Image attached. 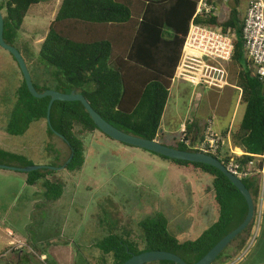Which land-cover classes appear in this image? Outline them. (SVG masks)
Instances as JSON below:
<instances>
[{
  "label": "trees",
  "instance_id": "trees-1",
  "mask_svg": "<svg viewBox=\"0 0 264 264\" xmlns=\"http://www.w3.org/2000/svg\"><path fill=\"white\" fill-rule=\"evenodd\" d=\"M46 1L49 0H0L7 43L15 46L30 7ZM142 1L140 17L135 18L137 11L133 7L134 0H62L40 43L38 54L23 56L35 88L39 92L49 88L65 93L75 90L83 94L92 107L117 128L136 136L156 139L163 135L160 132L161 120L191 22L219 25L225 32L228 29L233 31L231 62L240 67L237 86L245 103L239 128L232 134L233 145L245 152L236 160L246 164L253 158L251 154H262L264 80L256 75L252 62L246 57L242 39L243 21L238 8L241 0H232L230 13L223 21L213 14L195 16L199 0ZM12 58L17 64L20 78L11 93L14 99L6 131L13 136L22 135L33 122L43 120L49 134L58 136L66 144V149L60 146V158L55 163L44 164L65 168L68 172L81 170L85 163L81 136L99 130L90 114L80 101L56 100L51 105L49 123L47 110L50 97L37 98L31 94L13 55ZM2 88L0 92L3 93ZM188 121L187 137L196 142L199 125L193 118ZM228 132L225 129L222 134ZM170 146L199 151L180 141ZM71 155V160L63 167ZM168 159L173 165L198 171L210 180L212 197L218 207L217 219L197 238L183 240L170 230L169 219L164 213L144 218L139 221L143 249L122 235L110 232L97 243V247L102 253L111 255V264H122L133 254L148 250L173 252L187 263H194L245 219L248 210L246 200L222 171L206 163ZM0 164L20 167L35 165L25 155L2 147ZM224 164L228 165V159L224 160ZM59 169L41 168L23 172L26 174V184L41 185L45 202L55 201L63 195L64 184L48 176ZM242 180L253 197L255 214L251 223L212 264H223L235 258L252 234L258 217L260 182L255 176ZM147 264L178 263L160 260Z\"/></svg>",
  "mask_w": 264,
  "mask_h": 264
},
{
  "label": "rangeland",
  "instance_id": "rangeland-1",
  "mask_svg": "<svg viewBox=\"0 0 264 264\" xmlns=\"http://www.w3.org/2000/svg\"><path fill=\"white\" fill-rule=\"evenodd\" d=\"M61 1L49 0L30 7L15 42L23 56L38 54ZM231 1L219 2L220 21L228 17ZM142 2L134 0L135 18L140 17ZM240 4L242 16L245 0ZM227 68L230 86L223 90L192 86L183 77L173 81L178 86L170 90L160 130L172 128L178 132H164L162 143L177 144L181 125L190 123L186 118L202 126L208 116H213L214 129L222 133L228 128L233 144L232 134L239 128L245 103L237 86L240 67L230 60ZM30 69L34 74L31 63ZM19 76L12 55L0 46V86L4 87L0 92V147L25 155L35 165L55 163L60 158V148L66 149V144L49 134L43 120L33 122L18 136L5 129L14 99L11 93ZM164 116L168 117L166 122ZM81 137L85 149L83 168L73 172L63 168L48 176L64 184L63 195L55 201L45 202L41 185H25V173L0 168V264H24L29 258L32 264H44L39 257L45 249L49 264H68V256L73 260L71 264H111V255L97 247L110 232L143 249L139 221L144 218L164 213L170 230L183 240L197 238L217 219L210 180L198 171L179 168L168 158L119 143L99 130ZM258 179V217L252 234L245 248L223 264H264V178ZM28 232L30 235L23 239L31 247L19 235Z\"/></svg>",
  "mask_w": 264,
  "mask_h": 264
},
{
  "label": "built area",
  "instance_id": "built-area-1",
  "mask_svg": "<svg viewBox=\"0 0 264 264\" xmlns=\"http://www.w3.org/2000/svg\"><path fill=\"white\" fill-rule=\"evenodd\" d=\"M199 0L195 16L210 14L219 16V2L230 0ZM240 8V7H239ZM240 10V9H239ZM194 16V17H195ZM243 21V46L246 57L254 66L256 75L264 80V0H246L241 16ZM234 34L231 29L226 32L219 25L197 24L192 22L187 34L176 77H183L192 86L212 87L222 90L229 86L227 63L233 53ZM180 142L201 152L228 159L229 171L240 178L261 173L264 178V152L252 154L253 158L243 164L236 160V153L229 140V134H222L214 129V117L210 116L204 123L202 138L194 143L187 137V129L181 128Z\"/></svg>",
  "mask_w": 264,
  "mask_h": 264
},
{
  "label": "water",
  "instance_id": "water-1",
  "mask_svg": "<svg viewBox=\"0 0 264 264\" xmlns=\"http://www.w3.org/2000/svg\"><path fill=\"white\" fill-rule=\"evenodd\" d=\"M0 46H2L4 49L9 51L16 59L22 71V74L24 76L26 85L29 91L31 92V94L37 98H43L46 96L50 97L48 110H47L48 111L47 121L49 123H50V118H49L50 109L54 101L56 100L80 101L84 105L88 113L90 114L93 122L98 127V129L104 134H106L107 136H109L110 138L116 141H119L121 143H124V144L140 147V148L155 152L157 154L166 156L168 158L210 164L218 168L220 171H222L230 179V181L236 186V188L241 192V194L245 198L247 207H248L245 219L235 229H233L228 234H226L222 239H220L198 261L194 263H187L179 255L173 252H169L165 250H148V251L140 252L138 254H133L130 258H128L122 264H147L150 262L160 261V260L173 261L178 264H212L213 261H215V259L217 258V256L225 249V247L251 223L253 216L255 214V204H254V200H253V197L250 191L245 186L243 180H241L235 174L230 172L227 169V167L221 162V160H219L217 157L204 153V152L182 150L179 148L172 147L170 145H166L157 139H147L144 137H140V136L127 133L117 128L116 126L108 122L106 119H104L101 116V114L92 107V105L89 103L86 97L83 94L76 92L75 90H71V92L65 93V92H61V91L49 88V89L44 90L43 92H39L34 86L29 68L27 66V63L23 55L18 50V48H16L14 45L7 43L4 39V17H3L1 10H0ZM55 132L59 134L57 131ZM60 136L61 138L65 140L64 136L62 135ZM71 158H72V155L67 160V162L63 165V167L67 165V163L71 160ZM0 168L10 169L14 171H21V172H30V171L41 169V168L59 169V167L48 166V165H37V164L29 165L26 167L0 164Z\"/></svg>",
  "mask_w": 264,
  "mask_h": 264
},
{
  "label": "crops",
  "instance_id": "crops-1",
  "mask_svg": "<svg viewBox=\"0 0 264 264\" xmlns=\"http://www.w3.org/2000/svg\"><path fill=\"white\" fill-rule=\"evenodd\" d=\"M245 3H246V0H245ZM191 23H192V22H191ZM175 79H176V78H175ZM175 79H174V80H175ZM174 80H173V81H174ZM176 80H177V79H176ZM184 81H186V82H188V83L190 84V81H189V80L185 79ZM190 85H191V84H190ZM177 86H178V85H173V84H172V87H171V88L173 89V88H175V87H177ZM229 86H230V85H229ZM197 88H199V87H197ZM238 89H239V87H238ZM222 90H223V89H222ZM239 90H240V89H239ZM208 117H209V116H208ZM167 118H168V117H165V116H164V120H165V122H166ZM180 118H181V117H180ZM188 119H191V117L186 118L185 120H188ZM181 121H182V120H181ZM204 122H205V121H204ZM182 123H183V122H182ZM183 124H184V123H183ZM180 125H181V124H180ZM203 125H204V123L202 124V126H199V129H200V130H198V132H197V136H198L197 139L201 136V132H202ZM181 126H182V125H181ZM178 128H179V127H178ZM227 129H228V128H227ZM166 131H167V133H169V132H170V133H174V132H178V129H176V130H172V128H170V129H167V130H165V129H161V130H160L161 134H164V132H166ZM179 131H180V129H179ZM162 136H163V135H161V137H159L160 142H162V141H161ZM173 140H176V138L173 137ZM115 141H116V140H115ZM119 143H120V142H119ZM236 148H237L239 151H242L240 148H238V147H236ZM25 181H26V179H25ZM25 185H27L26 182H25ZM19 235L21 236V240L24 241L25 244H26L27 246H30V245H31V244H29L28 242H26L27 240L23 239V238L26 237V236L28 237V236L30 235V233H26V234H24V233H20ZM50 238H51V237H50ZM31 246H32V245H31ZM31 246H30V247H31ZM47 257H48V256H47V251H46V249H45L44 251H41V253H40V257H39V260H40L41 262H43L44 264H49L48 261H47ZM67 259H68V260H67L66 262H67L68 264H71V263L73 262V260H72L71 257L68 256ZM25 264H32L31 259L29 258V260H26V261H25Z\"/></svg>",
  "mask_w": 264,
  "mask_h": 264
},
{
  "label": "clouds",
  "instance_id": "clouds-1",
  "mask_svg": "<svg viewBox=\"0 0 264 264\" xmlns=\"http://www.w3.org/2000/svg\"><path fill=\"white\" fill-rule=\"evenodd\" d=\"M241 5V4H240ZM180 63V62H179ZM227 65H228V63H227ZM179 66V65H178ZM177 69H178V67H177ZM176 72H177V70H176ZM177 79V78H181V77H176V73H175V77L173 78V80L174 79ZM191 84V83H190ZM224 89V88H223ZM210 117V116H209ZM205 123V122H204ZM186 126V129H187V125L188 124H182V126H181V128L183 127V126ZM203 128H204V125H203ZM203 128H202V132H203ZM202 132H201V136L198 138V140L196 141V142H194L190 137H188L192 142H194V143H197V142H199V140L201 139V137H202ZM223 133V132H222ZM229 133V132H228ZM227 133V134H228ZM180 136H181V134L179 135V138H180ZM157 140H159V137L158 138H156ZM160 141V140H159ZM178 141H180L179 139H178ZM231 145L233 146V148L235 149V151L236 150H238L236 147L237 146H234L232 143H231ZM238 148H240V147H238ZM241 149V148H240ZM242 150V149H241ZM199 152H201V151H199ZM236 153H238L237 151H236ZM245 152L242 150V151H240V153H238V154H240L239 156H241L242 154H244ZM211 155V154H210ZM252 155V154H251ZM214 156V155H213ZM239 156H235V157H239ZM215 157H217L219 160H221L218 156H215ZM238 161V160H237ZM221 162L224 164V160H221ZM225 165V164H224ZM225 166H227V165H225ZM228 169V168H227ZM231 172V171H230ZM237 176V175H236ZM251 176H255V177H259V176H261V177H263L262 176V174L261 173H257V174H255V175H251ZM251 176H248V177H251ZM238 177V176H237ZM238 178H240V177H238ZM244 178V177H243ZM243 178H240L241 180L243 179ZM245 178H247V177H245Z\"/></svg>",
  "mask_w": 264,
  "mask_h": 264
}]
</instances>
